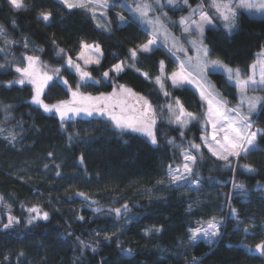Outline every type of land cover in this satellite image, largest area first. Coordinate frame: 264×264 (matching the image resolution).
<instances>
[{"label":"trees","instance_id":"1","mask_svg":"<svg viewBox=\"0 0 264 264\" xmlns=\"http://www.w3.org/2000/svg\"><path fill=\"white\" fill-rule=\"evenodd\" d=\"M23 2L27 10L15 11L8 0H0V24L9 41L0 39V65H4L0 68V264H192L193 258L200 264H264L254 251L264 241V137L257 139L259 150L233 159L231 168L202 145L204 158L198 160L197 175L192 177L199 186H169L168 166L181 168V152L196 154L189 142L201 143L199 138L209 132L203 119L183 128L169 122L166 105L177 98L197 117L207 111L193 88H175L166 79L178 67L170 49L161 45L150 53L138 51L133 61L129 50L147 42L150 33L116 3L107 11L112 30L106 31L96 26L88 9H67L59 0ZM48 12L52 13L50 23L38 19ZM119 12L125 17L122 23ZM258 16L243 13L233 32L208 28L204 37L210 57L238 67L244 78L264 49V16ZM81 41L99 45L103 52L99 65L86 68L94 79H102L101 74L117 63L125 65L118 76L110 72L109 80L83 87L82 92L98 96L125 85L147 98L157 109V144L140 133L121 132L107 115L72 118L62 128L59 116L31 103L32 85L8 86L9 80L19 78L15 69L22 65L4 54L22 58L34 48L43 62L61 69L60 75L74 89L78 76L61 61L75 58ZM59 48L65 50L62 57L56 54ZM145 72L147 78L142 75ZM158 75L164 90L155 83ZM207 77L230 106L238 104V91L223 72L210 71ZM69 98L59 79L50 82L42 96L49 104ZM252 119L255 127L264 129L259 109ZM245 164L255 171L243 169ZM234 183L242 184L246 194L235 189ZM81 192L85 195H78ZM124 204L128 205L125 215L117 217L109 211ZM34 206L41 214L47 212L48 219L29 224L35 213L28 209ZM232 208L237 210L235 216ZM9 215L19 223L4 229ZM209 222L221 224L216 240L190 244L189 229ZM77 238L91 247L84 248Z\"/></svg>","mask_w":264,"mask_h":264},{"label":"snow or ice","instance_id":"2","mask_svg":"<svg viewBox=\"0 0 264 264\" xmlns=\"http://www.w3.org/2000/svg\"><path fill=\"white\" fill-rule=\"evenodd\" d=\"M59 2L66 6L67 9H86L89 5H96L97 7L103 8L108 7L107 0H59ZM183 2L185 5L188 4V0H183ZM155 3L163 7L161 0H155ZM174 3L175 0H167L168 5H173ZM8 4L15 11L27 10V6L23 3V0H8ZM208 7L213 9L215 14L225 22L224 26L228 29L229 33L235 28L237 17L243 13H259L264 16V0H209ZM203 8L204 3L202 2L196 8L191 9L193 14L200 11L199 21L193 20L189 23V17H181L179 21V24L183 26V33L191 35L194 32L197 37L192 40L186 39V42L190 43L197 53L195 58L189 56L186 60H182L180 57H177L180 60V70L172 72L166 79H170L172 87L175 88L182 87L184 84L196 83L200 91V99L207 104V111L201 117H197L194 113L186 111L178 98L175 100L176 107L171 103L167 104L166 107L170 114V123L179 124L183 128L190 121L203 119L205 130L208 125H211L212 132L210 138L208 136H201L199 138L201 143L189 142V147L195 149L196 154H193L191 151L181 152L183 171L180 168L173 169L171 165L168 166L167 177L169 186H187L191 188L193 183L197 187L199 186V180L193 182L192 177L197 175L196 165L198 160L203 161L204 158L203 152H201L202 145L207 148L213 157L219 161H223L225 168H231L234 160L230 158L247 157L252 152L259 150L257 139L258 137H264V129H254L256 121L252 119L257 114L258 109L260 114H264V96L248 95L249 92L264 91V49L256 55L255 62L250 65L251 75H247V78H244L241 69L232 68L219 58H210L209 49L204 44V30L206 26L212 25V20L203 11ZM88 10L93 12V18H95V9ZM151 10L152 4L148 3L147 0H144L142 3L138 2L134 8H130L135 19L150 26L152 29V38L147 43L139 45L137 49L129 50L130 57L133 61H136L138 51L140 53L152 52L154 50L153 46L157 44L161 35H163L165 41L168 39V31L162 24L160 18H148ZM164 15L166 16L167 13H164ZM51 17V12L41 13L38 19L45 23H50ZM119 20L124 22L125 17L121 15L119 16ZM13 23L15 22L13 21ZM158 25L159 27H157ZM161 29H164L163 33ZM0 39L9 42L3 25H0ZM172 40V48H175L176 51L186 53V49L178 46L177 37L173 36ZM24 47H28L27 42H25ZM80 47L81 52L78 54L76 61L71 56L61 61L62 64L66 65L67 69L74 70L78 76V82L74 89L69 85L68 80L60 75V68H52L51 74H49L47 65L37 66L39 57L35 56L21 58L27 61V65L16 67L15 71L20 74L19 78L14 81L9 80L7 82L8 86L15 84L24 85L26 83L31 84L34 89L31 103L42 108L45 113L58 115L62 128L65 121L71 120L73 116H78L81 113L87 116H92L93 114L101 116L107 115L114 127L121 132L140 133L148 137L152 144H157V109L154 108L153 104L147 98L139 96L125 85H116L113 87L111 93H101L98 96H93L90 93L86 94L81 91L83 87L99 85L103 80H109L110 72L118 76L124 71V65L123 62L115 64L111 69L101 74L102 79H94L91 72L87 71L86 68L93 64L99 65V57L102 56L99 45H89L81 41ZM40 50L42 51L43 49ZM85 50L92 55H86ZM64 51V49L59 48L56 53L57 56L62 57ZM173 55L175 56V52H173ZM78 61H83L84 67ZM3 67L4 65H0V68ZM257 69L259 70V78H257ZM218 70L227 74L228 81L232 82L238 91L239 103L234 107H229L230 102L216 92L215 86L211 85L210 81L207 80V75L210 71L214 72ZM160 72L161 74L164 72L163 61H160ZM142 75L145 78L148 77V73L146 72L142 73ZM54 79H59L66 87L67 93H70V99L60 100L53 104L45 103L44 99H42L44 90L49 87L50 82H53ZM155 83L159 85L161 90H164L165 84L160 75L155 77ZM164 95L168 96L169 93L164 91ZM130 101H134V103ZM163 107L160 106L161 111ZM180 135L183 136L184 133L181 131ZM11 139L14 140L15 136H11ZM69 139H71V136ZM169 143H174V140H169ZM51 155L52 153H49V156ZM80 163H83V156L80 157ZM56 167L59 168V165H56ZM241 167L248 172L255 171L251 165L245 164ZM56 175L59 176L60 172H57ZM158 183L163 184L164 181L160 180ZM233 187L241 193L246 194L242 184L234 183ZM78 195L84 196L85 194L81 192ZM97 211H102V209H97ZM109 211L114 212L119 217L127 214L128 205L124 204L122 208H114ZM28 212L30 214L35 213V215H30L28 219L29 224L37 219L47 220L49 216L47 212L41 214L40 209L35 206L29 208ZM231 213L235 216L237 210L232 208ZM79 219H83V217H79ZM16 223H19L17 218L9 215L7 223L3 224V228L8 229ZM153 230L157 232L161 231V229L155 227ZM244 231L247 233L249 229L246 227ZM189 232L191 233L188 238L190 244L197 242L201 236L208 244H211L213 239L220 235V228L217 223L209 222L207 228H190ZM105 238L110 239L107 236ZM77 239L79 240V238ZM79 243L84 248L91 247L83 240H79ZM92 251L95 252L96 249L93 247ZM254 251L259 253L261 258H264V241L257 244ZM192 264H200V262L197 258H193Z\"/></svg>","mask_w":264,"mask_h":264},{"label":"rangeland","instance_id":"3","mask_svg":"<svg viewBox=\"0 0 264 264\" xmlns=\"http://www.w3.org/2000/svg\"><path fill=\"white\" fill-rule=\"evenodd\" d=\"M138 2L142 3V2H144V0H107V3H108V7L107 8L97 7L96 5H89L88 8H86V9H92V8L95 9V12H94L95 18H93V19H94L95 24H96V26L98 28L104 29L106 31H111L112 30L111 22H110V19L107 16V11L109 10V8L116 3L120 7L126 9V11H128L129 13H131L133 15V13L130 11V8H134L136 6V3H138ZM147 2L152 4V10L149 12L148 18L149 19H154L156 17H159L161 22H162V24L164 25V27L168 31V39H167V41H165L163 35H161V37L158 40L157 44L155 46H153L154 49L157 48L158 46H161V45L165 46L166 48L170 49L171 54H173V52H175V57L176 58L180 57V59L186 60L187 57H189V56L195 58V56L197 54L195 49L192 47V45L190 43L186 42V39L187 40L196 39L197 37H196L195 33L193 32L191 35L183 33V31H182V27L183 26H181L179 24V21H180L181 17H189L190 18L189 21H188L189 23H191V21H193V20L199 21V19H200V11H197L196 13L193 14L191 12V9L192 8H196L197 5L201 4L202 2L204 3L203 11L206 12L207 15L209 16V18H211V20H212V25L205 27L204 37H205V33H206L208 28H223L225 31H227L229 33L228 29L225 28V26H224L225 22L222 19H220L215 14V11L213 9L208 7L209 0H188V4L187 5L184 4L183 0H175V3L173 5H168L167 4V0H161V4L163 5V7H161L160 5H157L155 3V0H147ZM90 12L93 14L92 11H90ZM164 13H167V15L165 16ZM121 15L123 16V14L121 12H119L118 13V19H119V16H121ZM249 15L258 16L260 14L259 13H253V14H249ZM260 16H262V15H260ZM133 17H134V15H133ZM119 22L122 23L120 20H119ZM139 23L142 25V27L146 28V30L150 33V36H149L150 38L149 39H151L152 38V36H151V32H152L151 27L148 26V25L143 24L141 21H139ZM157 27H159V25ZM236 27H237V20H236V26L232 30V32L236 29ZM193 28H194V25H193ZM163 31H164V29H161L162 33H163ZM173 36L178 38V46L186 49L187 50L186 53L185 52L176 51L175 48H172V44H173L172 37ZM145 43H147V42H145ZM204 44H205V42H204ZM89 45H96V44H89ZM99 48H100V46H99ZM100 51L102 52L101 48H100ZM85 53H86V55H92L91 53H88L87 50H85ZM13 54L14 55L13 56L10 55V57H8L6 54H4V55L6 56V58H9L10 62L13 61V62H16V64H19V65L21 64L22 67L27 65V61L26 60H22L20 56L17 57V55L15 53H13ZM27 54H29V55H26V56L39 57L38 50L34 49V48L29 49V52ZM77 56H75V58H73L74 61H76ZM93 58H95V57H93ZM99 58H100V60H102L103 52H102V56H100ZM78 62L81 64L82 67H84L83 61H78ZM177 64H178L177 65L178 67H176V69L174 71H172V72H177V71L180 70V60H178V59H177ZM225 64H227V63H225ZM41 65H47V70L49 71V74H51V69L52 68H56V67L50 66L49 64L43 62L41 60V58L39 57V61H38V65L37 66L39 67ZM93 65H95V64H93ZM93 65H89V66H93ZM123 65H124V63H123ZM89 66H87V67H89ZM124 67H125V65H124ZM230 67H232V66H230ZM232 68H238V67H232ZM71 71H74V70H71ZM221 72H223V71H221ZM170 74H169V76H170ZM224 74L227 77V74L226 73H224ZM248 75H251V71H250V73ZM257 78H259V70L258 69H257ZM207 80L210 81L211 85H214V83H212V81L208 77H207ZM169 81L171 83L170 79H169ZM230 83H232V82H230ZM183 86H189L190 88H193L197 92L199 97H200V91H199L196 83L184 84ZM215 90H216V92H218L223 97V95L217 90L216 87H215ZM248 95H250V96L251 95L264 96V91H259L258 90V91L254 92V93L253 92H249ZM238 98H239V96H238ZM238 103H239V99H238ZM173 106L176 107L175 102H173ZM206 106H207V104H206ZM234 106H236V105H234ZM234 106H230L229 105V107H234ZM245 111H246V108H245ZM79 116H85V114L81 113L80 115L73 116L72 118H76V117H79ZM189 123H188V125H189ZM255 128H257V127L254 126V129ZM208 130H209V132L206 135H202V136H208L210 138L211 137V132H212L211 125H209V129ZM230 159H234V158H230ZM180 169H181V171H183L182 167ZM195 181L196 180H193V182H195ZM184 187H187V186H184ZM196 187L197 186L195 185V183H193V186L191 188H196ZM215 223L218 224V222H215ZM218 225H219V228H220L221 224L219 223ZM199 227L200 228H207L208 224L205 225V226H199ZM216 238L217 237H215L213 239V242L216 240ZM200 239L205 240L202 236H201Z\"/></svg>","mask_w":264,"mask_h":264}]
</instances>
